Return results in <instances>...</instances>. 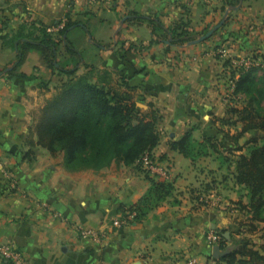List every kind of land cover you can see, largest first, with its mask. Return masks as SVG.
<instances>
[{
	"label": "crops",
	"instance_id": "0c3cea01",
	"mask_svg": "<svg viewBox=\"0 0 264 264\" xmlns=\"http://www.w3.org/2000/svg\"><path fill=\"white\" fill-rule=\"evenodd\" d=\"M102 4L0 0V21H38L54 33L55 23L67 15L81 22L77 28L87 31L97 21L108 26L107 34L91 42L97 52L91 53L95 57L90 62L83 61L78 75L95 69L94 82L129 93L142 113H156L160 143L151 156L169 169L174 195L144 220L114 228L113 221L123 215L119 210L136 205L150 189L145 174L117 163L101 171L70 172L63 154L52 156L41 147L33 148V159L26 158L29 130L35 115L57 91L56 75L41 65L39 53L33 51L19 73L36 79L9 76L11 68H6L17 56L0 38V246L13 243L30 264H186L189 257L204 263L212 256L210 232L222 233L229 246L242 243L237 241L246 214L241 205L249 201L240 197L243 187L234 181L238 159L230 166L213 155L193 164L173 151L171 143L191 130L197 141L207 136L223 142L220 133L234 129L219 121L229 119V109L238 107L228 105L224 63L230 59L240 64L253 53H264V0H243L234 9L223 0ZM228 10L225 24L210 40L184 46L171 45L170 38L158 40L147 22L134 18L138 15L168 29L180 27L198 34L218 25ZM17 26L0 27V37L14 33ZM82 229L104 236L84 238Z\"/></svg>",
	"mask_w": 264,
	"mask_h": 264
},
{
	"label": "trees",
	"instance_id": "16d2710c",
	"mask_svg": "<svg viewBox=\"0 0 264 264\" xmlns=\"http://www.w3.org/2000/svg\"><path fill=\"white\" fill-rule=\"evenodd\" d=\"M242 1L223 0V3L234 9ZM134 18L139 23L147 22L158 40L170 38L171 45L176 46L194 42L210 31L208 28L198 34L191 33L180 27L165 28L160 21L146 17L136 15ZM80 25L81 22L73 21L67 15L55 23L56 33L41 22H23L14 33L0 37L3 45L12 48L17 56L15 63L6 68H11L7 72L9 76L26 81L36 79L19 71L29 54L37 51L41 65L63 79L55 95L33 119L26 158L33 159V148L41 147L52 156L63 154L65 167L70 172L101 171L117 163L145 174L151 182L150 189L136 205L119 210L123 214L136 212L134 221L140 222L175 192L173 182L155 179L142 163L147 154L153 159L152 151L160 143L158 116L155 112L142 113L129 93L94 82L95 69L78 75L83 65L82 53L65 36ZM63 53L65 64L61 61ZM250 58L257 64L237 66L230 59L224 63L228 70L225 78L234 86V97L245 96L246 103L240 108L231 107L228 111L231 117L219 120L223 126L235 128L236 133H219L223 134V142L233 144L234 148H229L231 152L247 149L235 163L229 159L221 160L225 164L234 163L235 184L248 191V205L242 208L249 213L246 225L250 233L260 234L262 244L258 247L247 242L229 247V241L219 233L222 239L219 246L222 250H230L229 255L219 260L222 264H264V142L260 144L264 137L254 136L241 145L250 132L264 136V53H253ZM40 86L47 88L45 83ZM127 89L132 88L127 86ZM223 142L207 136L197 141L191 130L179 141L172 142L171 149L196 164L213 155L221 158L222 151L228 150L224 149Z\"/></svg>",
	"mask_w": 264,
	"mask_h": 264
},
{
	"label": "rangeland",
	"instance_id": "374dc122",
	"mask_svg": "<svg viewBox=\"0 0 264 264\" xmlns=\"http://www.w3.org/2000/svg\"><path fill=\"white\" fill-rule=\"evenodd\" d=\"M104 4H105V2L102 5H104ZM7 9L8 10H12L13 6L9 5V6H7ZM3 19L4 20L0 21V27H6L8 29L11 26H12V29H13L14 25H21L24 22V21H21V20H18V19H14V20H12V19L11 20H9V19L7 20V18H3ZM29 22H31V21H29ZM33 22H36V21H33ZM62 26H63V24H62ZM16 28H18V26ZM108 32H109V27L107 25H103V23L101 21H97V22H93V23L89 24V30L88 31L85 30V28L72 29L71 32H70L71 34H69V39L68 40L72 41L74 43V47L82 53L83 61H86V58H87V62H88V60L90 62V60L95 57L91 53H93V52L96 53L97 52L96 50H92V49H95V48L91 44V42L95 41V39L102 38L103 34H107ZM64 57H66V56L63 53V56L61 58V61L63 62V64H65L64 63V61H65ZM249 59H251V58L249 57ZM234 65H237V64H234ZM55 75H56V83H55L56 84V88H55V90H57L60 82L63 79H62L61 76H59L57 74H55ZM228 91H229V89L227 88L226 95H229L230 91L229 92ZM227 100H228V105L229 104L230 105L233 104V105L238 106V107H242L246 103L245 96L233 97L232 99L227 98ZM227 131L228 132L231 131L230 133L235 134L237 130L234 128L233 130H227ZM254 136L264 137L263 134H261L259 132H250L242 139L241 145H244L245 143H247ZM263 142H264V138L261 139L260 144H263ZM226 145H227V147H225V149H228V150H223L222 154H221V158H219V159H229L232 162H234V159H237L239 157V155L247 153L246 152V150H247L246 148L244 149L243 152H240V153L239 152H231V150L229 148L230 147L234 148L233 144H232V146H230L231 143L229 144V142H228V143H226ZM232 165L233 164H230V166H232ZM239 194H241L240 195L241 198L246 196L247 200L249 201L248 191L247 190L242 188L239 191ZM243 206L244 205L242 204L241 208H243ZM244 213H246V212L244 211ZM243 216L244 217L241 220V224L244 225V226H241V227H243L242 235L240 236V238L237 239V241L238 242H242V243L251 242V243H253V244H255V245H257L259 247V245L262 244V241H261V238H260V234L259 233H255V234L248 233L249 232V228L246 225V222H247V217L249 216V213H246ZM239 244H241V243H239Z\"/></svg>",
	"mask_w": 264,
	"mask_h": 264
},
{
	"label": "built area",
	"instance_id": "2783aa9c",
	"mask_svg": "<svg viewBox=\"0 0 264 264\" xmlns=\"http://www.w3.org/2000/svg\"><path fill=\"white\" fill-rule=\"evenodd\" d=\"M95 3L102 4L106 0H92ZM257 63H254L251 59H245L240 62V64H237L238 66H244V67H251ZM229 95H226V98L232 99L234 97L233 91L234 86L232 83L229 84ZM228 91V92H229ZM142 163L144 166V169L149 171L150 175L152 177H156L158 179H162L164 181L170 180L169 175V169L166 167H162L159 164H157L150 156L149 154L145 155L142 159ZM203 202V199H201ZM136 217V212H126L119 218L113 221V227L114 228H122L126 225H128L131 221H134ZM81 234L84 238H92L95 240H101L104 236V233L92 230V229H82ZM221 236L218 233L210 232L207 238L208 245L211 249L215 246H219V243L221 242ZM0 263H9V264H30L28 261L24 258L22 252L18 247H16L13 243L1 245L0 246ZM186 264H222L219 260L214 259L212 256L204 263L200 262L195 257H189L186 261Z\"/></svg>",
	"mask_w": 264,
	"mask_h": 264
},
{
	"label": "water",
	"instance_id": "95a60500",
	"mask_svg": "<svg viewBox=\"0 0 264 264\" xmlns=\"http://www.w3.org/2000/svg\"><path fill=\"white\" fill-rule=\"evenodd\" d=\"M229 12H230V10L227 11L225 18L218 25H216L208 33H206L205 35L200 37L197 41H194L190 44L195 45V44H199V43L205 42L206 40L210 39L225 24L226 18L228 16ZM66 37L67 36H65V38ZM229 253H230L229 249L228 250H222L221 247L218 245L213 247V249H212V257L216 260H220V259L226 257L227 255H229Z\"/></svg>",
	"mask_w": 264,
	"mask_h": 264
}]
</instances>
